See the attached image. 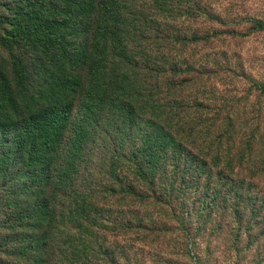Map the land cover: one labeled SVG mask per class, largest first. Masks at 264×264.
I'll use <instances>...</instances> for the list:
<instances>
[{"label":"trees","instance_id":"obj_1","mask_svg":"<svg viewBox=\"0 0 264 264\" xmlns=\"http://www.w3.org/2000/svg\"><path fill=\"white\" fill-rule=\"evenodd\" d=\"M183 2L0 0V264H137L112 233L253 218L233 172L255 135L171 53L200 40Z\"/></svg>","mask_w":264,"mask_h":264},{"label":"rangeland","instance_id":"obj_2","mask_svg":"<svg viewBox=\"0 0 264 264\" xmlns=\"http://www.w3.org/2000/svg\"><path fill=\"white\" fill-rule=\"evenodd\" d=\"M183 3L184 13L181 9L168 20L184 23L200 40L170 51L193 66L198 101L216 104L221 116L237 121L236 139L255 135L252 151L233 174L240 176L236 182H245L257 209L252 219L250 205H241L240 211L247 210L237 217L232 211H214L200 225L196 217L183 214L181 223L168 215L163 226L112 236L137 264H264V29L259 27L264 25V0Z\"/></svg>","mask_w":264,"mask_h":264}]
</instances>
